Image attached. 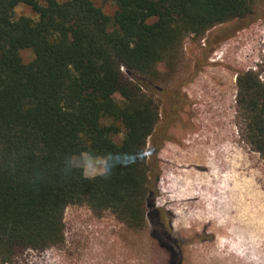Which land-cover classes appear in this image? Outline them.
Wrapping results in <instances>:
<instances>
[{
  "label": "trees",
  "instance_id": "1",
  "mask_svg": "<svg viewBox=\"0 0 264 264\" xmlns=\"http://www.w3.org/2000/svg\"><path fill=\"white\" fill-rule=\"evenodd\" d=\"M111 1L113 15L94 0H0V264L64 245L71 205L171 235L154 204L161 98L142 80L159 78L187 37L249 15L257 0ZM21 3L37 17H16ZM237 80L242 137L264 159V70ZM84 153L105 170L87 176Z\"/></svg>",
  "mask_w": 264,
  "mask_h": 264
},
{
  "label": "rangeland",
  "instance_id": "2",
  "mask_svg": "<svg viewBox=\"0 0 264 264\" xmlns=\"http://www.w3.org/2000/svg\"><path fill=\"white\" fill-rule=\"evenodd\" d=\"M94 1L106 14L115 12L111 0ZM22 15L37 17L24 3L15 8V16ZM20 55L26 63L34 58L32 49H22ZM158 68L159 78L142 81L161 98L159 127L165 136L153 156L158 168L154 204L171 235L166 237L151 221L143 229L134 230L110 212L99 216L87 206L71 205L65 213L64 245L26 250L12 264H207L222 256L230 262L232 255L242 263L216 264H255L249 251L258 246L259 228L247 232L243 219L251 218L256 225L264 226V159L241 134L237 77L241 71L264 70V0H257L249 15L219 25L204 37H187L176 57ZM166 108L176 118H171ZM220 119L228 121L218 124ZM223 129L226 138L222 143L233 149L241 164L237 182L242 190V197H238L241 209L227 216L219 209L231 198L226 193V187H233L228 180L229 166L214 168L220 173L215 180L208 175L211 170L207 166L188 162L195 151L194 136ZM76 163L84 167L87 176L105 170L102 156L84 153ZM191 171L205 175L194 177ZM189 185L193 188L187 189ZM201 188L207 193L205 198L193 194ZM247 191L249 196L245 198ZM240 223L241 230L232 234L217 228Z\"/></svg>",
  "mask_w": 264,
  "mask_h": 264
},
{
  "label": "bare ground",
  "instance_id": "3",
  "mask_svg": "<svg viewBox=\"0 0 264 264\" xmlns=\"http://www.w3.org/2000/svg\"><path fill=\"white\" fill-rule=\"evenodd\" d=\"M218 121L220 122L218 124H222L223 125L228 120L226 121V119L225 120H223V119L221 120L220 119ZM225 131H226V129H223V130H220V131H217V132L215 131L211 135H205V136H204V133L200 132L199 135L194 136L192 143L194 144L193 147L195 148V151L193 150L194 153L193 152L190 153V154H192V157L191 156L189 157L190 160L188 162H191V163L196 162V163H198L201 166H207L211 170V172L208 175L209 176H213L215 180H217V178L219 177L220 173L218 172V170L214 171V168L218 169V167H219V169L223 170L224 168L229 166V169H230V172H231V178H229L228 180L230 182H232L233 187L232 188L226 187V189H227L226 193H228L229 195L231 194L230 195L231 198H230V200H228V202H224V205L220 206V209H219V212H221V214L223 213L225 216H227V215H232V214L240 211L241 206L239 205L238 197L239 198L242 197V195H241L242 194V192H241L242 190H241V188H239V186L237 184V182L240 179V169H241V164L238 162L239 161V157H238V155L236 153H232L233 149L230 148L228 146V144H223L222 143L223 139L225 137ZM226 141H227V139H226ZM227 173H229V172H227ZM191 174L194 177L200 176V178L204 177L202 175H205V174H199V173L194 172V171H191ZM200 178H198V179H200ZM192 182L193 181H191L190 183L192 184ZM198 183H200V182H198ZM194 184H192V185H194ZM189 187H190V185L188 186L187 189L193 188V187H191V188H189ZM193 191H194L193 194H198V196H200V197H204L205 198L206 197L205 195H207V193L205 191H203L202 188L198 189V191H199L198 193L195 190H193ZM188 194L192 195V192H190L188 190ZM245 195H246L245 198H247L249 196L248 195V191H247V193H245ZM194 198H196V197H194ZM241 201H243V200H241ZM206 210H208V208H206ZM225 220H226V218H225ZM243 222H244V225L246 227L245 230L247 232H254V231H257L256 230L257 228H259L257 236H260L261 238L258 240V246H257V248H254L253 250H250L249 253H250V256H251V259H252L251 263L264 264V226L259 225V224L256 225V223L253 222V220L251 218L250 219L247 218V220L243 219ZM243 222H241V223H243ZM241 223L239 224V226H234V227L230 226L229 228L221 226L219 224L220 228L219 227H217V228H218V230L220 232L227 233V234H229V233L232 234L233 231L239 232L241 230L240 226L243 225ZM242 233H244V232L242 231ZM245 235H246V233L242 234V236H244V237H245ZM234 251L237 252V248ZM246 252H248V251H246ZM246 252H244V253H246ZM244 253H242V254L244 255ZM229 257H230V255L227 258H229ZM230 259H231L230 262H226L225 261L226 258L224 256H222V257L216 258L215 260L212 259L208 263H242L240 260L236 261L234 255H232ZM244 263H247V262H244Z\"/></svg>",
  "mask_w": 264,
  "mask_h": 264
},
{
  "label": "crops",
  "instance_id": "4",
  "mask_svg": "<svg viewBox=\"0 0 264 264\" xmlns=\"http://www.w3.org/2000/svg\"><path fill=\"white\" fill-rule=\"evenodd\" d=\"M207 264H216V263H207Z\"/></svg>",
  "mask_w": 264,
  "mask_h": 264
}]
</instances>
